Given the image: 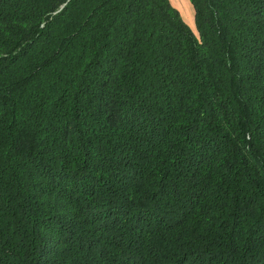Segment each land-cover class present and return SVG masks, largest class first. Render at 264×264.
<instances>
[{
    "label": "trees",
    "instance_id": "obj_1",
    "mask_svg": "<svg viewBox=\"0 0 264 264\" xmlns=\"http://www.w3.org/2000/svg\"><path fill=\"white\" fill-rule=\"evenodd\" d=\"M0 0V264H264V0Z\"/></svg>",
    "mask_w": 264,
    "mask_h": 264
},
{
    "label": "crops",
    "instance_id": "obj_2",
    "mask_svg": "<svg viewBox=\"0 0 264 264\" xmlns=\"http://www.w3.org/2000/svg\"><path fill=\"white\" fill-rule=\"evenodd\" d=\"M169 1L177 10L181 9V5L188 7L189 8V14H190V17L192 19L191 6H190V3L188 0H169ZM183 20L185 21L184 18H183ZM185 23H187V22L185 21Z\"/></svg>",
    "mask_w": 264,
    "mask_h": 264
},
{
    "label": "rangeland",
    "instance_id": "obj_3",
    "mask_svg": "<svg viewBox=\"0 0 264 264\" xmlns=\"http://www.w3.org/2000/svg\"><path fill=\"white\" fill-rule=\"evenodd\" d=\"M178 12L185 19V21L187 22V24L191 28H193L192 19H191L190 14H189V8L186 7V6L181 5V9H179Z\"/></svg>",
    "mask_w": 264,
    "mask_h": 264
}]
</instances>
